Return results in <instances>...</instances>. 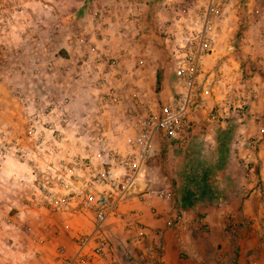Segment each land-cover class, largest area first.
<instances>
[{
	"label": "crops",
	"instance_id": "obj_1",
	"mask_svg": "<svg viewBox=\"0 0 264 264\" xmlns=\"http://www.w3.org/2000/svg\"><path fill=\"white\" fill-rule=\"evenodd\" d=\"M134 1L137 19L130 14ZM20 2L23 15L18 21L23 19L28 27L21 26L13 37L0 39V55L7 51L11 66L5 75L8 87L0 89V129L9 128L14 134L11 144L24 146L28 153L12 152L0 159V193L11 195L8 204L0 203V209L8 210L11 222L5 228L12 243L29 244L25 249L17 245L7 249L9 256L25 260L21 264H39L58 246L74 253L72 236L90 232L93 218L87 213L51 212L39 203L31 171L34 167L44 170L54 159L29 152L34 133L30 120L22 118L29 110L19 99H31L36 108L38 96L58 103L66 94L65 113L72 123L87 126L85 121L96 119L98 127L112 136L111 144L123 150L126 143L120 128L142 109L159 111L174 94V64L170 44L160 37V27L169 18L160 0ZM224 19L228 24H223L222 37L204 59L198 78L189 139L179 146L156 136L157 154L142 167L139 187L171 189L172 200L160 203L147 196L145 200L133 196L103 223L109 243L106 255L119 264L134 263L142 247L150 243L162 245L165 264H245L257 252H264L257 229L246 228L254 216L264 217V0H234ZM50 29L59 37L54 43L55 48L62 49L59 53L56 49L49 58L41 53L34 59L25 56V49L18 52L23 46L43 51L46 42L53 40L47 35ZM70 33L76 34L79 42L68 40ZM233 33L241 37L239 51L232 54L233 47L226 38ZM103 52L118 66L131 69L133 77L122 101L95 118L91 109L106 89L96 88L92 78L106 75L112 85L117 84ZM38 62L40 66L47 63L57 76L50 77L45 68L38 75L18 71L20 65ZM210 71L216 79L207 91L204 83ZM43 74L47 76L44 79ZM35 85L42 89H33ZM243 96H248V103L240 113L231 102ZM14 101L18 111L23 110L16 126L5 117L10 115L9 104ZM211 111L217 113L219 121L207 120ZM18 128H24L25 134L20 135L23 133L17 132ZM71 128L63 129L60 155H85L89 152L87 135L76 142ZM250 139L255 143L250 144ZM176 214L182 216L181 224L166 226L164 221ZM229 225L236 226L234 235Z\"/></svg>",
	"mask_w": 264,
	"mask_h": 264
},
{
	"label": "built area",
	"instance_id": "obj_2",
	"mask_svg": "<svg viewBox=\"0 0 264 264\" xmlns=\"http://www.w3.org/2000/svg\"><path fill=\"white\" fill-rule=\"evenodd\" d=\"M160 1L169 13V18L160 27V37L165 44H170L175 91L159 111L142 109L120 128L125 149L120 150L111 144L112 136L98 127L96 119L85 121L87 126L72 123L65 113L66 94L58 103L53 99L36 101V108L32 107L31 99H19L29 110L27 116L31 118L34 133V138L30 137L34 139V146L29 152L37 156L46 154L54 159L44 170L34 167L31 171L39 203L51 212L87 213L93 218L90 232L72 236L74 253L68 254L64 247L58 246L39 264H88L93 261L119 264L106 255L109 243L103 233L105 219L114 215L117 207L133 196H138L140 200H145L147 196L160 203H168L173 198L172 190L168 188L141 189L138 181L142 167L157 154L154 145L156 136L179 146L189 139L193 121L191 112L196 107L198 78L203 71V61L215 50L223 31L225 14L234 0ZM136 2H133L130 10L135 18L138 11ZM22 15L20 0H0V34L12 32ZM73 40L79 42L80 38L76 35ZM102 56L106 57L104 61L111 67L112 78L117 84L112 85L106 75L92 78L96 88L106 89L91 109L95 118L103 116L107 109L122 101L124 92L131 88L133 77L131 69L118 66L109 54L103 52ZM215 79V73L210 71L204 89L210 91ZM247 103L248 96L231 102L240 113L246 110ZM219 119L215 111L207 115L208 121L217 122ZM69 127H72L71 135L76 137V142H80L84 133L87 135L89 152L85 155H60L62 132ZM8 133L4 131L0 134V159L12 152L22 153L20 147L11 144V136L7 139ZM249 143L255 142L250 139ZM253 218L246 226L249 229L259 228L264 233V217ZM5 221L11 222L9 218ZM181 222L182 216L179 214L164 221L168 227L178 226ZM235 227L229 225L228 228L233 235ZM163 256L162 245L150 243L142 247L134 263L130 264H165Z\"/></svg>",
	"mask_w": 264,
	"mask_h": 264
},
{
	"label": "rangeland",
	"instance_id": "obj_3",
	"mask_svg": "<svg viewBox=\"0 0 264 264\" xmlns=\"http://www.w3.org/2000/svg\"><path fill=\"white\" fill-rule=\"evenodd\" d=\"M21 3V2H20ZM21 8L23 9V5L21 4ZM18 22V24L16 23V25L14 26V29H13V31L12 32H10V33H4V34H0V39L3 37V36H10V37H13L14 36V34H15V31H17V30H19V27H23V29H25L26 27H28V26H26L25 24H26V22L22 19V20H19V21H17ZM226 24H228V21L226 20L225 22H224V25H226ZM67 25V24H66ZM73 34L74 33H70V35L71 36H69V39H68V37H67V39L68 40H72L73 41V39L74 38H76V34H74V36H73ZM24 35V34H23ZM47 35H48V38L49 39H53L51 42H46V47L45 48H43V51L40 49V48H35V47H33L32 46V48L31 49H27L26 47H22L21 49H19V51L18 52H21L22 53V51H24V49L27 51V53L25 54V56L27 55V56H29L30 58H37V56L38 55H40L41 53L44 55V57H50V53H53L56 49H57V52L59 53L60 52V50H62V49H58V48H55L54 47V43H56L55 42V40L57 39V38H59L58 36H57V34H56V32L53 30V29H50L49 31H48V33H47ZM65 36H67V35H65ZM220 37H222V36H220ZM240 37H241V34H239V33H233V35H229L228 36V38H226V39H229V42L231 43V46L233 47V50L231 51L232 52V54L235 52V51H239V49H238V47H237V43L239 42V40H240ZM35 38V37H34ZM4 39H2L1 41H3ZM8 41V39L6 40V42ZM20 42H22V40H19ZM75 41V40H74ZM73 41V43H76V42H74ZM20 42H19V45H21L20 44ZM28 43V42H27ZM56 46V45H55ZM54 47V48H53ZM58 47V46H57ZM2 53L3 52H1V55L0 56H2V60H1V62H0V79L2 80V81H0V85L2 86V87H0V89H2L3 87L4 88H6V87H8V83H7V79L5 78V75L9 72V67H11L10 66V62L8 61V59H7V51H5V53H3V55H2ZM27 66H25L24 64L23 65H20L19 67H17L18 68V71H20V73H21V75H24V72L25 71H27L26 72V74H27V76H29L30 74H33V72L35 73L34 75H38V73H43V69L45 68L46 69V71H44L45 73H47V74H49V76L50 77H52V76H57V74H55V72L54 71H51L50 72V70H51V66H49V65H47V63L46 64H42L41 66H40V63L38 62V63H36L35 65H29L28 63L26 64ZM38 69H40V72H39V70ZM29 74V75H28ZM44 76H43V79L45 78V77H47L45 74H43ZM35 77V78H34ZM33 77V79H35V80H37L38 81V77L37 76H34ZM41 77V76H40ZM37 85H39V83H36ZM37 85H35L34 86V88L33 89H35V90H38V89H40L41 87L40 86H37ZM42 89V88H41ZM42 92H40V93H38V94H36L37 96L38 95H40ZM36 96V97H37ZM65 97H66V95H65ZM66 100L68 101V97H66ZM36 101H41V97H37L36 98ZM10 105V107H12V109L8 112V113H10V115L8 114L7 116H5L6 117V119H8L9 117H10V120H12V122L14 123V125L16 126L17 124H15V122H18V123H20L21 121H20V117H22L23 119H27V120H30L31 121V118L29 117V116H27L26 115V117L24 116V115H22L23 113H22V111L23 110H20V112L18 111V108H16L15 107V101L14 102H12V103H10L9 104ZM20 113V114H19ZM22 115V116H21ZM22 129H24V128H22ZM22 129H20V128H18L16 131L17 132H21V133H23V134H20V135H24L25 134V132H24V130H22ZM4 131H6V132H9L8 133V135L6 136L7 137V139H9V137L11 136V137H14V134H13V132H11L10 130H9V128L7 129V130H5V129H0V134L2 133V132H4ZM15 132V131H14ZM13 139V138H12ZM20 149H21V151L23 152H27L28 153V150H25V147L24 146H20ZM11 195H9L8 193H5V194H3V193H0V203H1V205H3V204H8L9 203V201H10V199H9V197H10ZM3 203V204H2ZM3 209V208H2ZM0 209V214H1V216H0V220L2 221V223L0 222V249H1V252H0V264H21L22 262H25V260H23V259H21V258H18V259H16L15 257H13V255L12 256H9V254H8V250L7 249H11L12 248V250L13 249H15L16 248V245L17 244H13L12 243V241H11V238L9 237V234L10 233H8V228H5L6 226H7V224L8 223H6V218H8L9 216L7 215L8 214V210H6V209ZM258 217H261V216H254V218H258ZM253 218V219H254ZM3 224H4V226H3ZM246 228L247 229H249L247 226H246ZM255 229H257V233L260 235V238H262L263 239V241H264V233H262L261 231H260V229L259 228H255ZM254 229V230H255ZM20 246V247H19ZM27 246H29V244L27 243V241L26 242H20V243H18V245H17V247L20 249H25V248H27ZM29 248V247H28ZM26 251V250H25ZM4 252V253H3ZM264 252H257L256 254H255V256H254V259H249V260H247L248 262L246 263L245 262V264H264V254H263ZM33 257V256H32ZM34 259V257L32 258V260ZM23 260V261H22ZM20 261H22V262H20ZM236 261H237V259H236ZM251 261V262H250ZM255 261V262H254Z\"/></svg>",
	"mask_w": 264,
	"mask_h": 264
}]
</instances>
